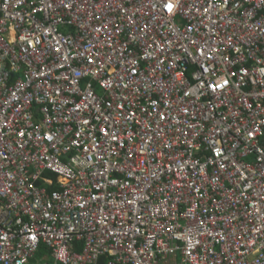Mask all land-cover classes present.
Listing matches in <instances>:
<instances>
[{
  "label": "built area",
  "instance_id": "1",
  "mask_svg": "<svg viewBox=\"0 0 264 264\" xmlns=\"http://www.w3.org/2000/svg\"><path fill=\"white\" fill-rule=\"evenodd\" d=\"M38 257L264 264V0H0V264Z\"/></svg>",
  "mask_w": 264,
  "mask_h": 264
},
{
  "label": "rangeland",
  "instance_id": "2",
  "mask_svg": "<svg viewBox=\"0 0 264 264\" xmlns=\"http://www.w3.org/2000/svg\"><path fill=\"white\" fill-rule=\"evenodd\" d=\"M39 258H40V257H38L37 259L33 260V261L31 262V264H40V262H39ZM50 260H51V259H50Z\"/></svg>",
  "mask_w": 264,
  "mask_h": 264
},
{
  "label": "snow or ice",
  "instance_id": "3",
  "mask_svg": "<svg viewBox=\"0 0 264 264\" xmlns=\"http://www.w3.org/2000/svg\"><path fill=\"white\" fill-rule=\"evenodd\" d=\"M168 7H169V10H171V7H172V6H171V5H169Z\"/></svg>",
  "mask_w": 264,
  "mask_h": 264
},
{
  "label": "trees",
  "instance_id": "4",
  "mask_svg": "<svg viewBox=\"0 0 264 264\" xmlns=\"http://www.w3.org/2000/svg\"><path fill=\"white\" fill-rule=\"evenodd\" d=\"M102 264H104V262Z\"/></svg>",
  "mask_w": 264,
  "mask_h": 264
}]
</instances>
